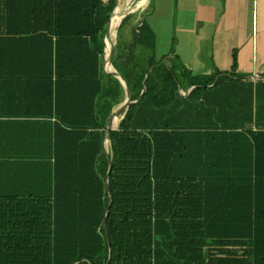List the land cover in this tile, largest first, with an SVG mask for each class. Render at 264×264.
I'll list each match as a JSON object with an SVG mask.
<instances>
[{
	"label": "trees",
	"instance_id": "16d2710c",
	"mask_svg": "<svg viewBox=\"0 0 264 264\" xmlns=\"http://www.w3.org/2000/svg\"><path fill=\"white\" fill-rule=\"evenodd\" d=\"M117 5L0 0V75L14 67L37 87L0 79V105L38 107L0 126L15 135L9 184L25 188L0 196V264H264V75L239 72L236 52L231 70L195 74L175 38L158 59L152 0L119 27L113 66L138 102L107 143L110 205L103 143L125 89L103 63Z\"/></svg>",
	"mask_w": 264,
	"mask_h": 264
},
{
	"label": "crops",
	"instance_id": "0c3cea01",
	"mask_svg": "<svg viewBox=\"0 0 264 264\" xmlns=\"http://www.w3.org/2000/svg\"><path fill=\"white\" fill-rule=\"evenodd\" d=\"M154 11L155 15L160 13L156 16V26L147 21L155 33L158 59L170 53L175 38L176 54L195 74H212L216 68L231 70L236 52L239 72L255 80L264 75V0H156ZM160 46L166 47L167 51L158 57ZM12 59L8 58V62ZM13 69L10 68L6 75H0V79L7 80L3 83H15L18 71ZM7 84L2 85L4 89H7ZM15 84L20 93L26 90L33 94L37 88L33 82L26 83L24 79ZM34 109L38 107L24 102L3 103L0 111L10 113L2 114L0 126L19 127L30 122L19 119L18 112ZM2 133L0 196L25 189L22 185L9 184L2 160L14 156L13 148L7 147L5 142H11L15 135L14 130Z\"/></svg>",
	"mask_w": 264,
	"mask_h": 264
},
{
	"label": "water",
	"instance_id": "95a60500",
	"mask_svg": "<svg viewBox=\"0 0 264 264\" xmlns=\"http://www.w3.org/2000/svg\"><path fill=\"white\" fill-rule=\"evenodd\" d=\"M118 4H119V0H118ZM118 6V5H117ZM116 9L117 7L115 8L111 18H110V21L107 25V29L109 28V26L111 25V22H112V17L114 15V13L116 12ZM118 32V31H117ZM111 40V37H110V33H107V30H106V36H105V39H104V42H105V52H106V55H107V39ZM116 42H112V45H111V48H110V58H107V56L105 55V61L108 62L109 60V64L115 68L113 66V58H114V53H115V48H116ZM103 69H104V72L106 74H111L113 76H115L116 78H118L120 80V82L122 83L124 89H125V99L124 101L121 103V105L119 106V108L113 112L109 118V121H108V125H107V130H106V135H105V139H104V150H105V153L107 154L108 156V160H109V171H108V174H107V177H106V185H107V189H108V194H109V198H110V205L113 203V196H112V191H111V188H110V184H109V179H110V172H111V168H112V158L109 154V148H108V145L110 144V139H109V136H110V132L112 130H115L118 128L119 124L117 127H114L113 126V119L114 117L117 115L119 117H121L120 121L125 117V114L126 112L128 111V109L130 108L131 105L135 104L138 102V100L134 101L133 98H132V91H131V88H130V85L129 83L127 82V80L116 70L115 72H112L111 70L109 71L107 69V66L104 62L103 64ZM116 69V68H115ZM153 68L150 69V71L148 72V74L146 75V79L148 78V76L150 75L151 71H152ZM145 79V81H146ZM145 83V82H144ZM146 91V88H144L143 90V93ZM142 93V94H143ZM107 143H109L107 145ZM109 209H107V213H108ZM104 226H105V229L107 228V219H105V222H104ZM107 236V239H108V242H109V246H110V240H109V236L108 234H106ZM112 256V250L110 248V257ZM80 262H77L76 264H80Z\"/></svg>",
	"mask_w": 264,
	"mask_h": 264
},
{
	"label": "rangeland",
	"instance_id": "374dc122",
	"mask_svg": "<svg viewBox=\"0 0 264 264\" xmlns=\"http://www.w3.org/2000/svg\"><path fill=\"white\" fill-rule=\"evenodd\" d=\"M155 2H156V0H152V7L148 11L146 19L149 22H152L153 25L156 26V23H157V21H156L157 17L156 16L159 15L160 13L156 14V15L154 14L155 13V11H154ZM132 3H134V4L132 5ZM150 3H151V0H147V1H144V0H131V6H130L131 11L128 14H130V13L139 14L140 13V15H142V13L145 12V10L148 8ZM122 4H125V2L122 1ZM140 15H138V18L137 17L136 18L133 17L132 20H130L129 23H126L121 28V30H120V40H121L122 43L129 44L130 42H132V39H133V35H132L133 28H134V25L137 23L138 19H140V17H141ZM178 18H179V16H178ZM118 34H119V29H118V32H117L116 37L114 39L116 43H117V40H118ZM175 43H176V41H175ZM142 50L143 49H140V51H142ZM166 51H167L166 47L160 46V48L157 51V56L159 57L160 54L165 53ZM104 61H105V55H104Z\"/></svg>",
	"mask_w": 264,
	"mask_h": 264
},
{
	"label": "bare ground",
	"instance_id": "6f19581e",
	"mask_svg": "<svg viewBox=\"0 0 264 264\" xmlns=\"http://www.w3.org/2000/svg\"><path fill=\"white\" fill-rule=\"evenodd\" d=\"M122 1L125 2V4H122ZM144 1H147V0H144ZM130 6H131V0H119V4L117 6V9H116V12L114 13L113 17H112V22H111V25L109 26V29L107 31V33H110V37H111V40L110 38L107 39V55H106V52H105V55L107 56V58H110V48H111V45H112V42H115V37H116V34H117V31L123 21V19L128 15V13L131 11L130 9ZM105 64L107 66V69L112 72H115L116 69L113 68L110 64H109V60L108 62L105 61ZM120 119L121 117L118 118V116L116 115L115 116V120L113 122V126L114 127H117L119 122H120Z\"/></svg>",
	"mask_w": 264,
	"mask_h": 264
}]
</instances>
